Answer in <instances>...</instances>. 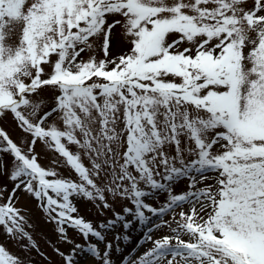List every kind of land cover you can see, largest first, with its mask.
I'll return each mask as SVG.
<instances>
[{
	"label": "snow or ice",
	"instance_id": "6c2138e0",
	"mask_svg": "<svg viewBox=\"0 0 264 264\" xmlns=\"http://www.w3.org/2000/svg\"><path fill=\"white\" fill-rule=\"evenodd\" d=\"M0 228V264H264V0H0Z\"/></svg>",
	"mask_w": 264,
	"mask_h": 264
},
{
	"label": "rangeland",
	"instance_id": "374dc122",
	"mask_svg": "<svg viewBox=\"0 0 264 264\" xmlns=\"http://www.w3.org/2000/svg\"><path fill=\"white\" fill-rule=\"evenodd\" d=\"M5 127H9L8 125H5ZM73 150H75L73 148ZM42 165H48L47 159H44L41 161ZM67 175V172L64 173ZM12 185L8 184L9 191L11 190ZM186 190V183H180L174 188V193L179 194L182 191ZM17 195L20 197L19 202L16 204L18 208L25 209L26 212L24 213L26 216L30 218V222L34 226V236L39 241L40 248L42 251L46 252L49 256H52V250L48 245L45 243L46 238H51L52 236V225L45 222L44 215L42 214L41 210L37 207V202L34 198L31 196L23 193L18 192ZM166 196L161 195L155 201H148L149 203H153L154 206H160L165 202ZM74 204L79 209V214L83 216L86 220L92 221L94 224L100 220L105 219L104 216H99L95 209L91 207V205L87 202L81 201L79 199H74ZM119 210V208L117 209ZM181 209L177 208L176 213H179ZM187 210V206H185V209ZM146 215L150 217V222L145 224H140L138 221H134L133 227L129 230H125V232L131 237L130 240L123 241L122 242V249H126L127 253L132 257L136 258L139 255H141L144 251H146L148 248H150L152 245L150 242L145 243L146 240V234L149 233V229H152V236L153 239L159 238L163 233L161 231H158L154 228V225L157 223H160V218L156 216H152L150 213L146 212ZM106 217H111V213H106ZM172 214L169 213L163 217L164 220H171ZM178 219V216H177ZM173 226H175L173 224ZM117 231H119V225L117 226ZM164 231H168V229H165ZM3 230L0 228V243H5L6 247L19 255H23V253L19 252V249L15 247L11 242L7 241L6 238L3 236ZM109 239H111V236H109ZM77 243L81 242L80 239L77 237L76 240ZM119 243V242H117ZM142 245V246H141ZM67 245L62 247V250L67 251L68 250ZM101 250H103V244L99 246ZM135 249V251H133ZM35 256V254H33ZM53 260H56L57 258L52 256ZM170 258V257H169ZM37 264H45V261L40 259L39 257H35Z\"/></svg>",
	"mask_w": 264,
	"mask_h": 264
}]
</instances>
